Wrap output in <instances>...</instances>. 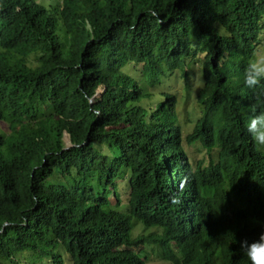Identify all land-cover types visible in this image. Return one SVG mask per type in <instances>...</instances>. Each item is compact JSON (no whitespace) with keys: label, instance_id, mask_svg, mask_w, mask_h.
I'll return each mask as SVG.
<instances>
[{"label":"trees","instance_id":"trees-1","mask_svg":"<svg viewBox=\"0 0 264 264\" xmlns=\"http://www.w3.org/2000/svg\"><path fill=\"white\" fill-rule=\"evenodd\" d=\"M262 29L264 0H0V264H249L264 85L243 71ZM190 58L201 113L182 137L174 95L144 106L121 68L185 75Z\"/></svg>","mask_w":264,"mask_h":264},{"label":"rangeland","instance_id":"rangeland-1","mask_svg":"<svg viewBox=\"0 0 264 264\" xmlns=\"http://www.w3.org/2000/svg\"><path fill=\"white\" fill-rule=\"evenodd\" d=\"M43 5L51 4V0H36ZM61 3V2H59ZM261 37L264 38V29H262ZM259 51H264L260 48ZM190 65L189 69H186V74L184 75L179 69H173L171 71H164L163 74L152 75L153 70L137 68L134 64H125L122 66L121 70L129 75V78L133 80L138 87L142 90L144 97L141 99V103L144 106L152 103L151 96H147L148 93H152L157 101H161L162 97L160 93L166 92L174 95L175 102V112L177 116L178 124L181 128V136L185 137V134L190 131L194 119H196L201 111L196 107V92L198 90L199 83V63L196 62L195 58L188 59ZM195 62V63H194ZM153 80V82H151ZM100 87L98 90L100 91ZM154 104V102H153ZM152 106V105H151ZM8 130L7 124H0V132L5 133ZM66 135V134H64ZM69 141V140H68ZM63 142L65 143V136H63ZM182 146L185 148L186 152L194 160L196 158H201V154L194 152V147L190 144H186L182 141ZM105 153L108 152L107 148H103ZM134 233L140 231L139 226H135L132 230ZM152 257L153 255L150 254ZM26 264V263H25ZM149 264H164L158 259H153Z\"/></svg>","mask_w":264,"mask_h":264},{"label":"clouds","instance_id":"clouds-1","mask_svg":"<svg viewBox=\"0 0 264 264\" xmlns=\"http://www.w3.org/2000/svg\"><path fill=\"white\" fill-rule=\"evenodd\" d=\"M243 85L254 93L264 85V51L252 53L243 71ZM255 99L264 108V94H257ZM245 127L253 146L264 149V110L249 116ZM239 243L249 264H264V231L251 241L245 239Z\"/></svg>","mask_w":264,"mask_h":264},{"label":"water","instance_id":"water-1","mask_svg":"<svg viewBox=\"0 0 264 264\" xmlns=\"http://www.w3.org/2000/svg\"><path fill=\"white\" fill-rule=\"evenodd\" d=\"M99 93H100V91L97 89L94 95H99ZM64 136H65V145H64L63 149L71 145L70 142L68 141L67 135H64Z\"/></svg>","mask_w":264,"mask_h":264}]
</instances>
